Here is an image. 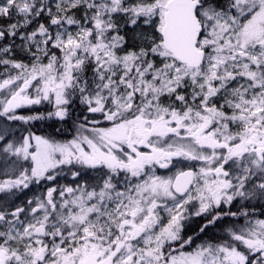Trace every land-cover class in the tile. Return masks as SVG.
Instances as JSON below:
<instances>
[{
	"label": "snow or ice",
	"instance_id": "1",
	"mask_svg": "<svg viewBox=\"0 0 264 264\" xmlns=\"http://www.w3.org/2000/svg\"><path fill=\"white\" fill-rule=\"evenodd\" d=\"M17 48L30 68L4 58ZM0 64L19 70L0 89L22 81L0 116L41 119L16 110L47 101L48 117L76 130L63 143H7L30 175L0 193L54 180L61 166L101 169L103 180L99 191L65 188L59 205L49 188L27 222L23 207L0 211V264H264V219L246 211L264 206V0H0ZM97 114L110 126L96 127ZM185 161L201 166L155 174ZM193 216L200 233L224 217L244 223L188 252Z\"/></svg>",
	"mask_w": 264,
	"mask_h": 264
},
{
	"label": "trees",
	"instance_id": "2",
	"mask_svg": "<svg viewBox=\"0 0 264 264\" xmlns=\"http://www.w3.org/2000/svg\"><path fill=\"white\" fill-rule=\"evenodd\" d=\"M6 22V21H5ZM6 43V42H5ZM1 78V75H0ZM22 112H17V115L21 116H40L41 119L31 120L25 123L26 126L23 128L18 124L17 120H9L5 116H0V134L4 135V139L0 140V180L5 177H11V175L18 170H23L21 161H17L15 156L6 154L2 151V148L6 146L7 143L20 144L24 136L29 134L41 135L46 138H53L58 142H67L70 137H73L76 133L75 126L72 121H68L64 124L58 120H53V118L48 117L49 107L46 104H42L41 107L36 108L35 106L23 109ZM73 115H79V108ZM99 118V116L97 115ZM21 121V120H20ZM23 122V121H22ZM24 123V122H23ZM59 129V131H58ZM26 168H29V164H26ZM64 166L57 168L56 181L51 183L53 188H58L59 186H74V184L84 186L87 190L94 189L97 190L102 186L103 180L101 179V172L98 170H88L80 169L79 166L70 167L68 170ZM79 170L80 175L75 179L70 180L69 176L72 175V171ZM31 185L28 187L27 191L20 193L18 190H11L10 192L0 193V211L11 212L14 211L17 206L22 207L25 203L24 197L27 193L31 192ZM73 188V187H72ZM24 201V203L22 202ZM255 204V202H253ZM237 206V205H236ZM236 206L232 207L235 208ZM239 206V204H238ZM249 212L250 217L255 220L259 219L264 215V206L261 204H255L254 207H249L246 209ZM232 217H225L224 219L217 222V225L212 228H207L204 233H200L198 230V225L202 223V217H191L189 220H185L184 223L187 226L185 231L182 233L187 239L188 236L193 237V243L191 245H185L183 250L192 251L198 245H208V244H218L221 243L225 232L228 228L233 227V225L238 226L244 223L243 219H231ZM21 219V217H20ZM226 225L222 228L221 225ZM229 226V227H228ZM228 227V228H227ZM227 228V229H226ZM238 228V227H237ZM192 229H196L192 231ZM220 231V232H219Z\"/></svg>",
	"mask_w": 264,
	"mask_h": 264
},
{
	"label": "rangeland",
	"instance_id": "3",
	"mask_svg": "<svg viewBox=\"0 0 264 264\" xmlns=\"http://www.w3.org/2000/svg\"><path fill=\"white\" fill-rule=\"evenodd\" d=\"M17 43H19V41H17ZM4 58H8L10 60L21 62V63L28 65L29 68L31 67V58L28 55H26L25 53L21 52L18 48L15 49L13 51V53L8 54ZM44 63H47V59L44 60ZM18 74H19L18 69H14L10 65L5 66V65L0 64V75H1L0 82H3V80L8 79L10 76H15ZM21 83H22V81H17L16 84L10 85L8 88L0 89V101H3V100L10 98L11 91L16 89L17 85L21 84ZM36 83H37L36 81H33V85H36ZM29 93L33 96L35 95V87L34 86L29 88ZM42 104L48 105L49 112L54 110L53 106L51 104H49L47 101H42V103L40 105H33V106L38 108V107H41ZM28 107L29 106L18 108L16 110V114H17V112L24 111L23 109H26ZM30 107H32V106H30ZM0 110H2V108H0ZM97 115L99 116V114H97ZM99 119H100V124L95 125L96 127H108V126H110V124L107 121H104L102 117L99 116ZM17 122L23 128L26 126V124L20 120H17ZM73 135H76V133H74ZM22 143H23V139L21 140L20 144H22ZM20 144H16V146H19ZM33 144H34V142H33ZM84 147H85V149H87V145H84ZM141 150L142 151H148V149H143V148ZM20 161H21L22 167H26L25 163L31 165L30 160H28V161L20 160ZM185 165H189L190 168L186 167ZM73 166H77V165L64 166V167H66L67 168L66 170H68L70 167H73ZM200 166H201V163L199 161H192V162L185 161V162H181V164L179 165L178 168L172 167L170 169H160L159 167H157L155 170V174L159 175L161 177H168V176L174 175L178 170L192 169L193 171H198ZM226 167H228V166H226ZM28 169H29V175H30V166ZM88 170L94 171L93 169H88ZM96 170H98L99 172L102 171L101 169H96ZM20 171L21 170L15 171L11 175V177H5L3 180H0V182L7 180V179L15 178L16 176L19 175ZM123 177H124L123 173H121L119 177H113V182L116 184V190L117 191H123L126 187V181L123 179ZM69 178H70V180L75 179V178H73L72 175H70ZM55 181H56V178L54 180H51V181L42 180L39 183H36V182H30L29 183V186L31 185L32 188H31V192L27 193L25 195V197L23 198L25 203L22 200V202L24 203V205L22 207L25 208L26 211H25V213H21V215H20L21 221L27 222L29 220H32V216L29 214L28 209L30 207L35 206L38 198L44 199L46 202L47 191L49 188H53V186H51V183L52 182L54 183ZM67 187H71V186H59L58 188H55L56 191L53 193V197L56 200L57 205H59L61 203L60 192L63 191ZM72 187H73V189H79L80 187H84V186L74 184V186H72ZM27 189L28 188H26V189L21 188V189H13V190H18L20 193H23V192L27 191ZM92 190L93 189H90L88 191H92ZM96 191H99V188ZM75 194L79 195L80 193H79V191H76ZM193 195H195V189H193ZM65 197L70 198V195L67 192H65ZM30 200L32 201V205H29ZM169 203H171V202L169 201ZM189 207H191V205H189ZM227 207L228 206H225V209H227ZM159 212H160V215L162 217V222L166 223L167 222V213H165L163 211V209H160ZM37 215H42V212L38 213ZM9 218H11V217H9ZM224 218H222V219H224ZM234 218H237V217H234ZM259 219H264V215H262ZM19 226L20 225L18 224L17 227H19ZM0 227H2V226H0Z\"/></svg>",
	"mask_w": 264,
	"mask_h": 264
},
{
	"label": "flooded vegetation",
	"instance_id": "4",
	"mask_svg": "<svg viewBox=\"0 0 264 264\" xmlns=\"http://www.w3.org/2000/svg\"><path fill=\"white\" fill-rule=\"evenodd\" d=\"M53 120H56V119L53 118ZM99 124H100V123H99ZM74 136H75V135H74ZM74 136H73V137H74ZM73 137H70L69 140H71ZM239 207H240V206H238V204H237V206H236L235 208H233L232 211H234V212L237 211V210L239 209ZM242 217H243V216H237L236 219H234L233 217H232L231 219H234V220L241 219V220H242V219H243ZM239 226H240V225H238V226H236V227L239 228ZM221 227H222V228H225L226 225L222 224ZM228 227H229V226H228ZM228 227H227V228H228ZM208 228H212V229H213V226H212V225H209ZM227 228H226V229H227ZM219 232H220V231H219ZM226 236H227V232H225V234H224V237H226Z\"/></svg>",
	"mask_w": 264,
	"mask_h": 264
},
{
	"label": "water",
	"instance_id": "5",
	"mask_svg": "<svg viewBox=\"0 0 264 264\" xmlns=\"http://www.w3.org/2000/svg\"><path fill=\"white\" fill-rule=\"evenodd\" d=\"M187 170H192V169H185V171H187Z\"/></svg>",
	"mask_w": 264,
	"mask_h": 264
}]
</instances>
